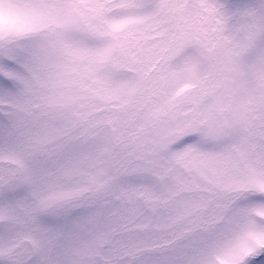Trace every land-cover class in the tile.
<instances>
[{"label":"snow or ice","instance_id":"obj_1","mask_svg":"<svg viewBox=\"0 0 264 264\" xmlns=\"http://www.w3.org/2000/svg\"><path fill=\"white\" fill-rule=\"evenodd\" d=\"M0 264H264V0H0Z\"/></svg>","mask_w":264,"mask_h":264}]
</instances>
